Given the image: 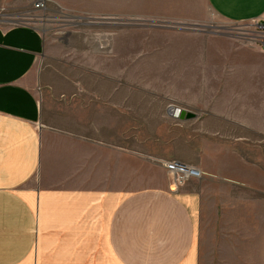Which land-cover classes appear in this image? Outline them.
Here are the masks:
<instances>
[{
	"label": "crops",
	"instance_id": "1",
	"mask_svg": "<svg viewBox=\"0 0 264 264\" xmlns=\"http://www.w3.org/2000/svg\"><path fill=\"white\" fill-rule=\"evenodd\" d=\"M204 1L227 21L264 19V0ZM130 31L105 51L125 70ZM135 31V64L167 66V79H74L71 126L53 128L41 124L45 34L0 24V264H264V57L189 28ZM149 156L203 176L176 187Z\"/></svg>",
	"mask_w": 264,
	"mask_h": 264
},
{
	"label": "rangeland",
	"instance_id": "2",
	"mask_svg": "<svg viewBox=\"0 0 264 264\" xmlns=\"http://www.w3.org/2000/svg\"><path fill=\"white\" fill-rule=\"evenodd\" d=\"M38 1L0 0V24L4 26L31 24L45 34L46 55L41 59L40 65L43 85L41 99L45 109L41 120L43 126L53 128L71 126L75 108L66 94L71 93L74 79L82 80L87 88L105 86L106 89L111 88L112 84L109 83L111 77L120 72L127 73L129 79H140L144 83L167 79V66L150 67L135 64L134 58L138 56L137 53H145V50L136 49L137 38L142 35L135 29L141 25L197 30L207 35L208 43L223 41L225 46L220 47L221 50L224 48L230 50L231 45H235V57L246 56L245 51L257 53L253 54L255 57H264L262 42L264 19L227 21L215 15L204 0H45V7H36ZM169 11L181 17L169 18L167 17ZM125 27L131 29L127 35L129 63L126 70L124 66L120 67L119 62H113L105 56L107 46L114 41L116 32L119 28ZM163 35H156L160 42L157 45L160 47V53L167 50ZM208 56L217 58L218 54L212 51ZM131 61L133 63H130ZM93 75H96L97 79L93 78ZM159 90L164 89L160 86ZM159 100L160 108L173 105V103L168 105L167 99ZM152 101L155 102V99ZM79 115L87 121L88 119L94 121V114H89L87 109ZM100 119L102 121L103 114L97 113L96 120ZM49 147L50 145L48 149ZM149 158L164 169V163L167 161L178 160L155 156Z\"/></svg>",
	"mask_w": 264,
	"mask_h": 264
},
{
	"label": "built area",
	"instance_id": "3",
	"mask_svg": "<svg viewBox=\"0 0 264 264\" xmlns=\"http://www.w3.org/2000/svg\"><path fill=\"white\" fill-rule=\"evenodd\" d=\"M46 1L39 0L36 7H45ZM264 43V41H262ZM169 180L176 186H182L190 179L201 178L203 171L193 164L180 160L167 161L164 163Z\"/></svg>",
	"mask_w": 264,
	"mask_h": 264
},
{
	"label": "water",
	"instance_id": "4",
	"mask_svg": "<svg viewBox=\"0 0 264 264\" xmlns=\"http://www.w3.org/2000/svg\"><path fill=\"white\" fill-rule=\"evenodd\" d=\"M169 112L172 116L178 117L180 119H188V118H191L193 116L192 113L187 112V111H185V109H182V108L177 107V106L171 107Z\"/></svg>",
	"mask_w": 264,
	"mask_h": 264
}]
</instances>
